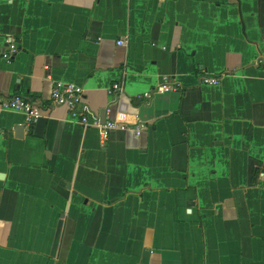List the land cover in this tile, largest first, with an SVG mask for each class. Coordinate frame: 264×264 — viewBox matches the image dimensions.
Wrapping results in <instances>:
<instances>
[{"label":"crops","instance_id":"obj_1","mask_svg":"<svg viewBox=\"0 0 264 264\" xmlns=\"http://www.w3.org/2000/svg\"><path fill=\"white\" fill-rule=\"evenodd\" d=\"M8 37L0 91L42 116L0 110V264H264V0H0ZM65 83L147 129L102 140Z\"/></svg>","mask_w":264,"mask_h":264},{"label":"built area","instance_id":"obj_2","mask_svg":"<svg viewBox=\"0 0 264 264\" xmlns=\"http://www.w3.org/2000/svg\"><path fill=\"white\" fill-rule=\"evenodd\" d=\"M124 45L125 42H119ZM17 41L8 37L3 46H0V60L10 62L18 53ZM260 63V62H258ZM199 83L203 85L217 86L219 78L216 76H202ZM179 89L178 84L171 81L169 76L161 77V80L151 90L136 97L137 101H149L152 95L175 92ZM123 88L119 83H113L107 91L111 98L105 112L110 114L112 106L122 94ZM84 90L81 86L73 83L56 85L50 92V104L56 107H63L83 126H92L98 129L102 140H106L114 131H131L135 136H140L147 128L143 123L127 124L122 120V114H116L114 118L105 119L101 123L98 117L92 122L89 121L87 109L83 103ZM41 101L20 95H5L0 91V110L12 111L23 114L26 126H33L42 116Z\"/></svg>","mask_w":264,"mask_h":264},{"label":"water","instance_id":"obj_3","mask_svg":"<svg viewBox=\"0 0 264 264\" xmlns=\"http://www.w3.org/2000/svg\"><path fill=\"white\" fill-rule=\"evenodd\" d=\"M105 115H106V112L105 111H103L102 113H101V115H100V117H101V123H104V121H105ZM23 126L22 125H18V126H16V128H15V134L17 135V137H21V135H22V131H23Z\"/></svg>","mask_w":264,"mask_h":264}]
</instances>
